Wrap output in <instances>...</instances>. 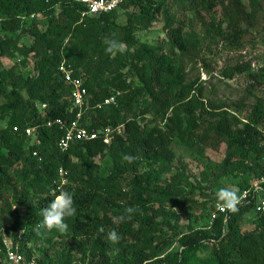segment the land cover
Listing matches in <instances>:
<instances>
[{
    "label": "trees",
    "instance_id": "obj_1",
    "mask_svg": "<svg viewBox=\"0 0 264 264\" xmlns=\"http://www.w3.org/2000/svg\"><path fill=\"white\" fill-rule=\"evenodd\" d=\"M180 1L195 12L206 40L223 38L236 46L246 28L258 26L264 10V0H249V5L243 0ZM166 3L128 0L112 12L83 16L85 7L79 0H0V92L5 99L0 111L10 114L7 127L0 129V212L13 217L15 231L26 229L24 239L15 236L13 247L28 258H33L32 251L24 249L31 240L43 239L56 246L57 231L37 235L36 225L42 220L41 209L53 198L51 192L65 190L73 194L77 212L65 221L69 227L67 240L61 242L62 264H264V212L257 211L252 197L228 217L217 216L208 227L181 232L178 225L167 223L175 230L171 237L165 235L164 223L157 221L159 208L151 207L173 197L170 187L152 185L156 172L170 167L171 146L177 138L201 150L226 143L231 154L264 162V104L254 106L244 122L225 106L204 101L196 81L187 82L184 59L198 56L205 39L187 37L181 26L172 33V49L165 52L135 37L136 28L148 29L158 20ZM128 6L140 11L128 13V22L120 23L119 11ZM39 15L46 18V29L36 19L28 24ZM26 34L32 41L23 45ZM105 37L123 42L125 51L107 54ZM17 57L20 61L11 68L2 67V59ZM33 58V74L26 75L23 70ZM64 61L85 80L88 90L82 124L101 133L98 139L76 142L67 151L58 145L63 132L46 124L49 119L70 123L75 118L72 88L59 70ZM246 70L238 66L230 74ZM131 76L139 79L140 86L130 81ZM112 96H116L115 104L98 108ZM30 125L38 126L41 145L32 144L25 135ZM108 128L112 133L106 142L103 133ZM107 153L116 166L102 177L97 160ZM124 154L137 159L130 164ZM256 166L262 169L259 163ZM61 168L68 174L59 188ZM180 198L184 206L192 203L187 196ZM14 206L28 208L21 213ZM128 206H138L140 211L129 221L113 223ZM152 208L153 215L148 213ZM250 211L259 216L258 224L243 231V218ZM101 227L104 232L99 231ZM112 229L122 236L116 245L106 239ZM174 238H178V249L160 258L159 252L172 245ZM202 248L209 249L205 257L198 254ZM6 249L0 238V264Z\"/></svg>",
    "mask_w": 264,
    "mask_h": 264
},
{
    "label": "rangeland",
    "instance_id": "obj_2",
    "mask_svg": "<svg viewBox=\"0 0 264 264\" xmlns=\"http://www.w3.org/2000/svg\"><path fill=\"white\" fill-rule=\"evenodd\" d=\"M151 1L157 2L158 0ZM243 2L249 5V0H243ZM184 4L180 0H167L159 13L158 20L148 29L136 28L135 37L140 43L160 46L165 52L172 49V33L181 26H183V34L187 37L205 39L198 56L184 59L183 65L187 73V82L196 81L198 86L202 87L201 98L204 101L208 103L213 101L217 105L225 106L231 115L245 122L254 106L264 104V33L262 30L264 10L260 14L258 26L246 28L240 46H236L223 38H208L206 40V30L201 21L195 12L186 10ZM132 11L140 10L137 8L135 10L131 6L120 10L119 22L126 24L129 20L127 14ZM34 19L41 22L42 29L47 28L45 17L42 15L37 18L31 17L28 24L34 23ZM31 41L32 37L26 34L21 43L26 45ZM20 59V57L14 60L4 58L2 67L11 68ZM34 61L35 58L32 59L31 66L23 70L26 75L33 74ZM238 66L247 68V70L242 73L234 71V74L231 75L233 69ZM130 81H133L136 86H140L139 79L131 76ZM4 102L5 99L0 92V107ZM9 115V113L4 114L0 111V129L7 127ZM205 117L209 118L208 115ZM171 147L174 151L173 161L168 170L165 168L161 174L156 172L152 187L156 185L170 187L171 190L168 191L172 193L173 197L164 203L156 202L151 206L159 208L157 221L164 223L163 228L167 237H171L175 233V230L168 228L167 223L178 225L181 232L208 227L211 225V218L218 207L216 198L218 189L229 188L242 194L245 187L258 182L264 175V162H256L243 158L239 154H231L226 143H223L218 149L208 147L201 150L191 147L177 138ZM97 163L102 177L109 176L116 166L109 153L100 157ZM257 163L260 164L261 170L256 166ZM155 169L159 171L160 168ZM178 192L180 193L178 194ZM181 196H187L192 203L184 206L180 201ZM29 201V206H33L31 199ZM27 208L28 206H14L12 209H19L21 213H25ZM148 213L153 215V208ZM258 221L259 216L254 211L246 213L242 222V230L254 229ZM31 226L32 224L29 225V229ZM25 234L26 229L14 230L13 217L2 216L0 212V238L6 245L15 246V236L18 235L24 239ZM49 235L51 236L50 233ZM54 235L56 246L43 239L31 240L25 246L24 250L32 251L31 256L37 264H62L64 248L61 242L67 240V236L58 231ZM177 239L174 238L172 245L159 252L160 258L168 257L170 251L178 249ZM17 245L20 246V244ZM198 254L205 257L209 254V249L202 248ZM155 261L156 259L152 262Z\"/></svg>",
    "mask_w": 264,
    "mask_h": 264
},
{
    "label": "built area",
    "instance_id": "obj_3",
    "mask_svg": "<svg viewBox=\"0 0 264 264\" xmlns=\"http://www.w3.org/2000/svg\"><path fill=\"white\" fill-rule=\"evenodd\" d=\"M80 3L85 7L83 16H95L104 13L112 12L118 9L122 4L128 0H79ZM59 70L63 74L65 81L72 88V95L70 96V102L72 104L71 112L75 113V118L70 123H67L64 119H49L47 121L48 127H59L63 132L60 139L58 140V145L61 150L67 151L72 144L82 141H90L98 139L101 136L99 131H92L82 124V119L86 113V102L88 99V90L85 85V80L82 77L76 76L75 68L64 61ZM116 103V96L107 98L104 103L98 104V108H102L105 105H112ZM47 105H42V109H46ZM16 132H20L19 127H15ZM38 126H28L25 128L24 132L28 138L34 141L33 144L41 145V139L38 134ZM111 129L108 128L103 133L106 142L110 141ZM37 155V152L34 153ZM68 172L61 168L59 170V188L66 184ZM243 196V205L250 197L256 201V209L258 212H264V175L260 177L259 181L252 184L249 189L243 191L241 194ZM238 206V207H239ZM232 212L221 211L217 207L216 212L211 218V224L219 215H225L228 217ZM2 264H37L35 259L28 258L24 253H22L19 248L10 247L7 245L5 252V258Z\"/></svg>",
    "mask_w": 264,
    "mask_h": 264
},
{
    "label": "clouds",
    "instance_id": "obj_4",
    "mask_svg": "<svg viewBox=\"0 0 264 264\" xmlns=\"http://www.w3.org/2000/svg\"><path fill=\"white\" fill-rule=\"evenodd\" d=\"M103 43L106 46L105 52L110 55H116L125 51V44L117 39L111 37H105ZM123 159L128 163H133L137 157L131 154H124ZM53 197L50 203L41 209L40 215L42 220L36 225L37 235H41L46 232L56 230L63 234L68 231V224L65 222L66 218H70L76 215L77 208L75 207L74 196L71 192L60 190L57 194L56 190L51 192ZM216 198L218 207L221 211L236 212L238 206L242 203L243 196L236 191L229 188H220L216 192ZM138 206H128L124 209L123 213L113 218V223L120 224L132 219L133 215L139 212ZM100 232H104V228L99 229ZM107 241L112 244H118L122 236L121 234L112 229L107 232Z\"/></svg>",
    "mask_w": 264,
    "mask_h": 264
}]
</instances>
